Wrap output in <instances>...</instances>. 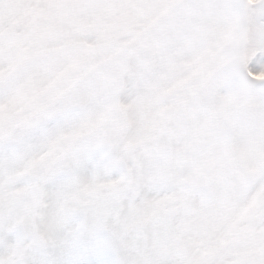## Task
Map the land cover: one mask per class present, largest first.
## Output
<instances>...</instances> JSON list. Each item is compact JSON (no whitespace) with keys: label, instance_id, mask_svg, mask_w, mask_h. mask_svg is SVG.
I'll list each match as a JSON object with an SVG mask.
<instances>
[{"label":"snow or ice","instance_id":"6c2138e0","mask_svg":"<svg viewBox=\"0 0 264 264\" xmlns=\"http://www.w3.org/2000/svg\"><path fill=\"white\" fill-rule=\"evenodd\" d=\"M0 264H264V0H0Z\"/></svg>","mask_w":264,"mask_h":264}]
</instances>
